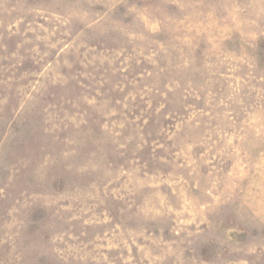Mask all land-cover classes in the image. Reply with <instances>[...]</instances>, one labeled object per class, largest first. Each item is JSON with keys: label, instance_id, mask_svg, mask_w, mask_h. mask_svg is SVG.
<instances>
[{"label": "rangeland", "instance_id": "obj_1", "mask_svg": "<svg viewBox=\"0 0 264 264\" xmlns=\"http://www.w3.org/2000/svg\"><path fill=\"white\" fill-rule=\"evenodd\" d=\"M0 264H264V0H0Z\"/></svg>", "mask_w": 264, "mask_h": 264}]
</instances>
